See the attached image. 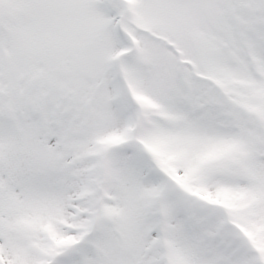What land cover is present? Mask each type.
<instances>
[{"label": "snow or ice", "instance_id": "6c2138e0", "mask_svg": "<svg viewBox=\"0 0 264 264\" xmlns=\"http://www.w3.org/2000/svg\"><path fill=\"white\" fill-rule=\"evenodd\" d=\"M0 264H264V0H0Z\"/></svg>", "mask_w": 264, "mask_h": 264}]
</instances>
